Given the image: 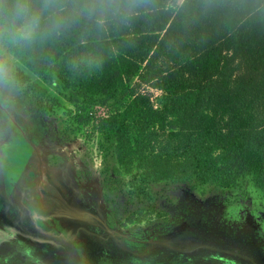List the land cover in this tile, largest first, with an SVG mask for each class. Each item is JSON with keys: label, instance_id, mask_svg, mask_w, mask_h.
<instances>
[{"label": "trees", "instance_id": "16d2710c", "mask_svg": "<svg viewBox=\"0 0 264 264\" xmlns=\"http://www.w3.org/2000/svg\"><path fill=\"white\" fill-rule=\"evenodd\" d=\"M0 85L99 138L130 219L180 185L264 197V0H0Z\"/></svg>", "mask_w": 264, "mask_h": 264}, {"label": "flooded vegetation", "instance_id": "af4514ba", "mask_svg": "<svg viewBox=\"0 0 264 264\" xmlns=\"http://www.w3.org/2000/svg\"><path fill=\"white\" fill-rule=\"evenodd\" d=\"M58 127L57 117L22 104L14 90L0 85V177L9 197L0 194V264H264V250L249 243L220 247L237 254L198 246L211 245L192 236L202 228L209 233L207 216L199 214L204 221L198 220L195 228L186 221H194L195 214L181 217L170 208L177 203L176 190L186 185L170 188L147 217L130 219L120 199L109 202L105 197L99 138L68 137ZM97 150L101 164L92 180L94 158L89 155ZM57 172L74 176L81 193L73 195L75 186L67 187ZM11 193L24 197L27 209L19 207ZM225 194H231L225 205L236 202L237 195ZM183 223L191 230H174ZM33 226L58 240L30 232ZM184 237L193 242H176Z\"/></svg>", "mask_w": 264, "mask_h": 264}, {"label": "rangeland", "instance_id": "374dc122", "mask_svg": "<svg viewBox=\"0 0 264 264\" xmlns=\"http://www.w3.org/2000/svg\"><path fill=\"white\" fill-rule=\"evenodd\" d=\"M51 122L54 123V118H51ZM79 142L88 147V143L84 139ZM100 152L97 150L89 155L94 158V163L92 162L94 169L90 165L93 171L90 179L98 173L97 170L101 164ZM0 165L2 166L1 161ZM95 178L92 180H95ZM207 191V194L201 195L199 190L191 191L188 187L181 186L176 190L177 203L170 206L172 212L181 217L189 218L190 215L195 214L194 221L186 220L195 228L198 220L202 221L204 216H207L206 224L204 225L210 227L209 233H205L203 228L202 230H195L194 232L192 231L193 238L218 247H247L249 243L264 250V197L261 196V192L254 186L252 193L235 191L238 192L237 197H235L236 202L228 201L225 205V200L231 194L227 196L225 193H213L209 188ZM233 198L231 199L233 200ZM186 224L183 223L181 226L174 228V230L182 229L183 232L184 230H191L190 226L186 229L183 227ZM170 235L173 236V232L168 234L169 239H171ZM176 242L190 244L193 240L190 237H184L183 239H177Z\"/></svg>", "mask_w": 264, "mask_h": 264}, {"label": "water", "instance_id": "95a60500", "mask_svg": "<svg viewBox=\"0 0 264 264\" xmlns=\"http://www.w3.org/2000/svg\"><path fill=\"white\" fill-rule=\"evenodd\" d=\"M0 194L3 196L4 199L5 198H7V199L9 198L8 195H7V193H6V189H5V186H4V183H3V177L2 176L0 177ZM29 231L32 232V233H36V234H38V235H40L42 237H49V238H52V239H57V238H55L53 236H49L45 232L39 231L36 226H33V227L29 228ZM163 245L172 247L174 249H179V248H177L175 246H172V245H169V244L163 243ZM198 246L199 247H208V248H211V249H214V250L224 251V252H227V253H233V254H237L238 253L235 250H232V249H229V248H220V247H217V246H214V245L199 244ZM195 247L196 246H193L191 248L182 249V251H188V250H191V249H193ZM241 255H243V254H241Z\"/></svg>", "mask_w": 264, "mask_h": 264}, {"label": "crops", "instance_id": "0c3cea01", "mask_svg": "<svg viewBox=\"0 0 264 264\" xmlns=\"http://www.w3.org/2000/svg\"><path fill=\"white\" fill-rule=\"evenodd\" d=\"M28 120V118H25V120ZM57 174H58V176L63 180V182L66 184V186L67 187H69V185L70 184H73L74 186H75V188H74V191H72V194L74 195V193L75 194H79V193H81V191H82V188H81V186H79V185H77L76 183H75V177L74 176H71L70 175V173H67V174H65V175H61V174H59L58 172H57ZM61 175V176H60ZM76 191H77V193H76ZM12 194V193H11ZM17 195V194H16ZM14 196L13 194H12V197H13V200L18 204V206L19 207H21V208H24V209H27L25 206H26V204H27V202H26V200H25V198L24 197H21V196H19V195H17V196ZM75 197V196H74ZM21 204V205H20ZM21 211H22V209H21ZM23 212V211H22ZM56 219H58L57 217H56Z\"/></svg>", "mask_w": 264, "mask_h": 264}]
</instances>
